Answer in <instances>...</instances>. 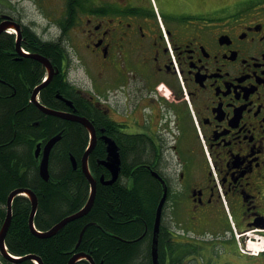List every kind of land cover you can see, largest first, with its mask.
I'll list each match as a JSON object with an SVG mask.
<instances>
[{
	"label": "flooded vegetation",
	"instance_id": "obj_1",
	"mask_svg": "<svg viewBox=\"0 0 264 264\" xmlns=\"http://www.w3.org/2000/svg\"><path fill=\"white\" fill-rule=\"evenodd\" d=\"M38 15L43 23L28 20ZM1 39L8 40L1 61L18 67V86L29 93L21 111L40 114L26 121L29 151L22 153L30 164L20 161V171H39L46 145L59 137L51 169L70 130L65 123L52 137L43 133L55 116L36 103L85 119L89 127L55 117L81 125L86 135L82 153L67 154L73 171L84 174L87 163L98 191L113 181L106 164L118 160V179L128 186L140 169L157 181L158 206L167 192L164 264H172L174 250L180 264H233L230 257L264 264V0H0ZM56 43L64 51L60 62L45 49ZM75 64L81 80L71 78ZM18 86L0 77L5 98ZM136 140L148 144L149 162L126 179L124 156ZM100 144L103 153L93 160ZM233 225L245 241L263 243L261 254L239 261Z\"/></svg>",
	"mask_w": 264,
	"mask_h": 264
},
{
	"label": "trees",
	"instance_id": "obj_2",
	"mask_svg": "<svg viewBox=\"0 0 264 264\" xmlns=\"http://www.w3.org/2000/svg\"><path fill=\"white\" fill-rule=\"evenodd\" d=\"M7 41L1 39L0 47L4 48ZM45 49L56 61H61L64 51L60 44H48ZM2 58L0 55V77L10 76L18 86V67H14L12 62L8 64L7 61H1ZM27 75L33 79V76ZM27 94L18 86L14 97L5 98L3 95L6 94L0 89V229L7 214L8 196L13 190L26 187L32 189L39 199L35 227L40 232H47L64 218L81 210L89 199L90 184L84 174L73 171L67 159L69 150L75 155L82 153L86 146V135L79 124L48 117L42 129L49 137L55 135L65 123L70 126L50 163V181L45 182L36 167H29L25 173L20 171V161H24L27 166L30 164L29 154L27 156V152L24 155L22 153L23 149L29 151V146L22 139V134L26 132V121L40 116L33 107L21 111L28 101ZM129 145L121 170V175L126 179L125 176L133 168L149 162L146 141H131ZM103 149L101 144L96 147L93 160L101 157ZM130 176L134 180L131 186L120 178L111 185L99 183L91 212L82 219L68 223L49 238H41L32 233L29 226L32 203L27 197H17L13 202L12 223L5 241L9 253L20 259L36 255L43 264H69L71 258L79 253L89 255L96 264H153L151 246L161 189L157 181L143 169ZM55 180L58 181L57 185ZM166 240L167 229L162 226L159 233L161 264H164L166 258ZM172 255V264H180L179 252L174 250ZM0 264L36 263L32 260L11 263L0 256ZM76 264L91 263L81 260Z\"/></svg>",
	"mask_w": 264,
	"mask_h": 264
},
{
	"label": "water",
	"instance_id": "obj_3",
	"mask_svg": "<svg viewBox=\"0 0 264 264\" xmlns=\"http://www.w3.org/2000/svg\"><path fill=\"white\" fill-rule=\"evenodd\" d=\"M40 60L43 62L44 65H46L51 70V66L47 60H45V59H40ZM51 73H52L51 74V76H52L53 72H51ZM43 87L44 86L40 87L39 89H37L35 91L34 97L38 94V92ZM36 105L46 114H49V115H52L55 117H62V118H65L67 120H71V121H75V122H79V123L83 124L84 126H88V127L90 126V124L85 119L78 118L75 116H70V115H67L64 113H59V112H54V111L48 110V109L44 108L43 106L39 105L38 103H36ZM59 140H60L59 137H55L45 147V155H44V158L40 164V169H39L40 170V176L45 182H48L50 179V173H49L50 152ZM110 147H111V149L113 148L112 145ZM112 155L115 157H118L117 153L114 152V148L112 149ZM106 165L109 167L110 171L113 174V181H111L109 183V185H110V184H113L114 182H116V180L118 179L119 172H120V161H118V160L110 161ZM84 174L91 184V195H90L88 202L77 213L64 218L61 222H59L58 224L53 226L47 232L38 231L34 225L35 217H36V214H37V211L39 208V199H38L37 195L34 193V191H32L31 189L19 188V189H16L10 193V195L8 196V199H7L6 218L4 220L2 228L0 230V251H1V255L3 258L10 261L11 263H17L20 260H36L38 262V264H43L41 258L37 257L36 255H28V256L24 257L23 259L19 260L18 258L11 255L7 250V247L5 245V241H6V237H7V234L9 232V229H10L11 223H12L14 199L18 196H27L31 200V203H32V211H31V215H30V219H29V226H30L32 233L38 237H41V238L52 237L55 234H57L60 230H62L68 223L73 222V221L78 220V219H82V218L86 217L91 212V210L94 206L96 195H97V184H96V181L90 175L87 163L84 164ZM154 176H156L155 173H154ZM166 197H167V192L164 193V196H163V198H162V200H161V202L157 208V212H156V218H155V223H154V232H153V240H152V252H151L153 264H160V262H159V250H158V244H159L158 238H159V232H160V228H161L162 213H163L164 204L166 202ZM85 230H86V228L82 231V233L80 235L79 244L82 241V237L84 235ZM81 260H88V261H90L91 264H96L95 261L92 259V257H90L89 255H87L85 253H79V254H76L75 256H73L71 258V260L69 261V264H76Z\"/></svg>",
	"mask_w": 264,
	"mask_h": 264
},
{
	"label": "rangeland",
	"instance_id": "obj_4",
	"mask_svg": "<svg viewBox=\"0 0 264 264\" xmlns=\"http://www.w3.org/2000/svg\"><path fill=\"white\" fill-rule=\"evenodd\" d=\"M52 6H53V3H52ZM26 7H27V9L28 10H36L37 8L35 7V6H33L32 5V3H30L29 1H26ZM57 9V8H56ZM55 9V10H56ZM28 20H34V21H36V22H38L39 24H41V23H43L44 22V18L42 17V16H40V15H38V16H34L33 18H29ZM38 32H39V34H41V31L40 30H38ZM57 35H58V31H53L52 33H50V34H48L46 37L48 38V39H51V38H56L57 37ZM71 78L73 79V80H76V79H78V80H81V79H83V77H84V72H83V69H82V67H80V66H78L77 64H75L74 65V68H73V70L71 71ZM248 241L249 240H244L243 239V237H242V252L240 251V253L242 254V258H238L239 259V261L242 263V262H245V259H248V257H257V256H255L254 254H253V252H249L247 249H246V244L248 243ZM254 241H256V242H258V244H257V246H256V249H261L262 248V245H263V243L261 242V241H258V240H254ZM261 243V244H260ZM259 247H261V248H259ZM234 252L237 254V256L239 257V256H241L240 255V253H239V251H238V248H237V246L235 245L234 246ZM229 256V255H228ZM233 257H235V256H233ZM230 259V261H232L233 262V264H237V262H236V260H234L232 257H230L229 258ZM225 260H227L228 261V259H227V257L225 258ZM223 262H224V260H223Z\"/></svg>",
	"mask_w": 264,
	"mask_h": 264
},
{
	"label": "bare ground",
	"instance_id": "obj_5",
	"mask_svg": "<svg viewBox=\"0 0 264 264\" xmlns=\"http://www.w3.org/2000/svg\"><path fill=\"white\" fill-rule=\"evenodd\" d=\"M82 242V241H81ZM252 242V244L254 243L253 241H251ZM259 248H261V247H259ZM260 250V249H259ZM251 251H253V250H251Z\"/></svg>",
	"mask_w": 264,
	"mask_h": 264
}]
</instances>
